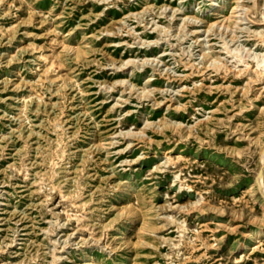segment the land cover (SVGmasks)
<instances>
[{
	"label": "rangeland",
	"instance_id": "374dc122",
	"mask_svg": "<svg viewBox=\"0 0 264 264\" xmlns=\"http://www.w3.org/2000/svg\"><path fill=\"white\" fill-rule=\"evenodd\" d=\"M263 147L264 0H0V264H264Z\"/></svg>",
	"mask_w": 264,
	"mask_h": 264
},
{
	"label": "bare ground",
	"instance_id": "6f19581e",
	"mask_svg": "<svg viewBox=\"0 0 264 264\" xmlns=\"http://www.w3.org/2000/svg\"><path fill=\"white\" fill-rule=\"evenodd\" d=\"M254 1L253 0V6H254ZM176 2V1H175ZM212 4V3H211ZM226 4V3H225ZM6 5V4H5ZM209 5V4H208ZM224 5V4H223ZM257 5V4H256ZM165 7V6H163ZM244 8V7H243ZM241 7H238L237 5L233 6L231 9V12L234 14V15H227L226 17H222L219 21H213L209 24H207V29L213 27V26H216L218 28H223V29H228L230 28L231 24H237V23H244L246 24L243 20L244 19H247L246 16H247V12L245 11V9H243ZM263 8V7H262ZM165 9V8H164ZM170 9V8H169ZM255 9V7H254ZM163 10V9H162ZM52 11V10H51ZM226 15V14H225ZM58 16V15H57ZM166 17V16H165ZM171 17V16H170ZM208 19V18H207ZM251 19V18H250ZM249 20V19H248ZM196 22V21H195ZM256 22V21H254ZM258 23V22H256ZM260 24V23H259ZM258 24V25H259ZM64 25V24H63ZM218 30V29H217ZM66 31V30H65ZM110 31V30H109ZM90 32V31H89ZM75 33V32H74ZM109 34V33H108ZM76 37V36H75ZM206 37V36H205ZM142 40V39H141ZM144 41V40H143ZM154 41V40H153ZM131 42V41H130ZM71 45V44H70ZM76 45V44H75ZM141 45V44H140ZM142 46V45H141ZM238 51V50H237ZM44 52V51H43ZM239 52V51H238ZM59 54V53H58ZM251 55V54H250ZM224 57V56H223ZM227 58V57H226ZM214 59V58H213ZM263 59V58H262ZM51 60V59H50ZM127 60V59H126ZM224 60V59H223ZM129 61V60H128ZM217 61V60H216ZM245 61V60H244ZM53 62V61H52ZM221 62V61H220ZM51 63V62H50ZM218 63V62H217ZM220 64V63H219ZM226 64V62L224 63V65ZM256 64L259 65L257 59H256ZM221 65H222V62H221ZM220 65V66H221ZM127 66V65H126ZM136 66V65H134ZM213 66V65H212ZM130 68V67H129ZM206 69V68H205ZM233 70V69H232ZM34 71V70H33ZM124 72V71H123ZM35 73V72H34ZM44 76V75H43ZM76 81V80H75ZM153 85V84H152ZM101 86V85H100ZM102 87V86H101ZM173 91V90H171ZM240 93V92H239ZM48 105V104H47ZM113 115V114H112ZM170 123V122H169ZM181 123V122H180ZM183 124V123H182ZM150 125V124H149ZM172 125V124H171ZM190 128V127H189ZM193 128V127H191ZM195 128V127H194ZM152 129V128H151ZM156 130V129H154ZM139 132V130H138ZM137 132V133H138ZM141 132V131H140ZM129 137V136H128ZM128 148V147H127ZM130 150V149H129ZM125 151V149H124ZM139 154V153H138ZM160 155V154H159ZM170 160V159H169ZM261 160L264 161V147H263V150L261 152ZM261 161V162H262ZM153 164V163H152ZM161 164V163H160ZM261 165V164H260ZM260 167V166H259ZM125 179V178H124ZM130 179V178H129ZM176 180V179H175ZM177 181V180H176ZM264 172L260 175V176H257L256 177V180H255V184L257 185V187H259V189L261 190V192L264 193ZM175 183V182H174ZM182 183V182H181ZM259 191V190H258ZM194 193V192H193ZM252 200V199H251ZM205 201V200H204ZM177 204V203H176ZM196 206V205H195ZM192 207V206H191ZM200 207V206H199ZM183 208V207H182ZM189 209V208H188ZM188 211V210H187ZM190 211V210H189ZM188 211V212H189ZM192 211V210H191ZM160 217V216H159ZM205 218V217H204ZM162 219V218H161ZM49 220V219H48ZM47 222V221H46ZM236 223V222H235ZM69 225V224H68ZM237 226V225H236ZM232 229V228H231ZM145 231V230H144ZM264 233V229H260V234ZM169 239V238H168ZM56 241V240H55ZM172 241V240H171ZM246 252V251H245ZM235 259V258H234ZM62 263V262H61Z\"/></svg>",
	"mask_w": 264,
	"mask_h": 264
}]
</instances>
